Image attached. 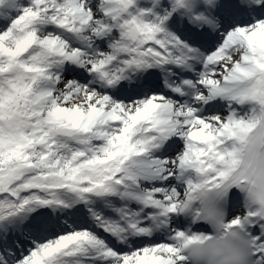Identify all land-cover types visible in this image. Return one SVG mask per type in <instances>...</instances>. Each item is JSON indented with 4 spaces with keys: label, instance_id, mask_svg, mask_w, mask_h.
<instances>
[{
    "label": "snow or ice",
    "instance_id": "snow-or-ice-1",
    "mask_svg": "<svg viewBox=\"0 0 264 264\" xmlns=\"http://www.w3.org/2000/svg\"><path fill=\"white\" fill-rule=\"evenodd\" d=\"M0 264H264V0H0Z\"/></svg>",
    "mask_w": 264,
    "mask_h": 264
}]
</instances>
